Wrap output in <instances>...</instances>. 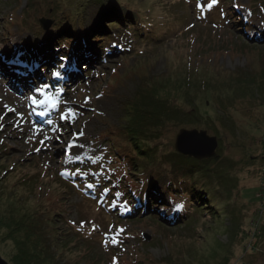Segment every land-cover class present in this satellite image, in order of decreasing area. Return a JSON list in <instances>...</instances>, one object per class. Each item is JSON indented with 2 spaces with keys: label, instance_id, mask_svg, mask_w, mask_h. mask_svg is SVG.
I'll list each match as a JSON object with an SVG mask.
<instances>
[{
  "label": "rangeland",
  "instance_id": "1",
  "mask_svg": "<svg viewBox=\"0 0 264 264\" xmlns=\"http://www.w3.org/2000/svg\"><path fill=\"white\" fill-rule=\"evenodd\" d=\"M107 1L0 0V71L6 52L40 48L62 22L92 38L100 25L112 32L88 69L73 65V79L67 59L35 63L30 90L22 82L13 88L11 77L0 73V217H42L69 264H264V240L255 241L264 223V0H226L223 6H234L227 18L219 0H116L122 13L129 10L132 30L109 27L107 12L116 7L101 9ZM235 15L250 20L249 29ZM42 18L52 20L48 31ZM240 70L249 73L235 76ZM158 81L193 102L200 118L169 128L159 144L161 160L170 153L172 162H197L174 153L180 128L216 135L221 156L198 162V172L184 176L190 188L169 196L177 205L151 203L166 217L180 207L183 220L174 225L151 215L122 219L125 205L144 199L150 171L141 165L138 180L109 162L120 144L108 130L124 123L125 104L137 90ZM40 89L55 107L33 103L45 99ZM78 176H87L86 184ZM163 176L170 177L168 170ZM119 177L134 194L122 185L105 195ZM98 184L96 194L87 193ZM191 186L205 190L209 201L196 205ZM5 232L0 255L9 261L13 235Z\"/></svg>",
  "mask_w": 264,
  "mask_h": 264
},
{
  "label": "trees",
  "instance_id": "2",
  "mask_svg": "<svg viewBox=\"0 0 264 264\" xmlns=\"http://www.w3.org/2000/svg\"><path fill=\"white\" fill-rule=\"evenodd\" d=\"M218 3L220 6L227 4L226 0H219ZM108 4L116 7L107 12L108 17H110L108 20L110 22L108 24L109 27L111 29L132 30L134 22L132 21L131 14L128 12L129 10L126 13H122L118 7L120 4L116 0H109L101 4V9ZM237 4L239 6V3ZM232 7L234 6H223L224 13H228V15L225 14L226 18L233 16L234 12H231ZM234 18H237L238 22H241L242 26H245L247 29L252 24L250 20L246 22L242 17L240 19L235 15ZM61 25L62 27L58 30L57 36L55 38L48 36L45 43L40 45V48L36 49L25 45L26 47L10 49L8 53L6 52L3 56L4 59L6 58V61L4 65L1 64L3 71L1 70L0 73L7 78L11 77L15 82L13 87H18L19 82H22L24 87L30 86L32 78L30 69L35 63L42 66V62H46L47 64L58 62L61 65L64 59L69 60L70 63L69 69L65 70H71L72 72L71 75H66L73 79V65L82 64L86 66L84 67L85 70L88 69L93 61L97 59L98 54H102V51L106 49L107 41L112 34V32H108V26L106 25L98 26L100 27V33H97L93 38L90 31H86L85 29L77 31L71 27L70 23L62 22ZM94 40L97 41L96 45L94 44ZM112 41L118 43L117 39L112 38ZM118 52H120V49L112 53ZM247 73L249 72L240 70L235 73V76H245ZM229 74L234 76L231 72ZM238 78L236 77L234 78L235 80H232L236 81ZM52 81L53 84L59 85L56 82L60 81L59 79ZM243 82L246 83L244 84L245 86H252V83ZM189 101L179 91L175 90L174 86L158 81V83L152 84L145 89L137 90L134 96L129 98L125 104L124 123H120L118 130L115 128L108 130L110 134L117 136V139H119L117 141L120 144V147L114 151L113 160H109V162L120 163L123 176L128 174L131 177L142 180L139 174L141 165L145 166L146 172L150 171L144 183V199L135 196L133 207L126 209L127 205H125L122 219H136L151 215L159 218L166 225H174L183 220L180 208L166 217L164 211H158V208L151 203L155 201L157 202L156 205L161 204L165 209L177 205L178 203L169 197L170 194L174 191L188 190L190 187L184 176L188 175L189 172L195 174L200 169L198 162L202 160L193 158L197 162H192L194 163L192 165H184L181 162H172L169 159L170 153L167 156L168 158L161 160V156L159 157L158 153L159 144L171 126L180 127V122L198 124L200 121V118L195 113V105L193 102L189 103ZM173 150L179 157L185 159L189 157L180 154L175 149ZM220 158L221 156L218 153L212 157V159L217 160ZM73 163H80V160H75ZM166 170H168V177L170 176L167 180L163 176ZM114 172L112 171L111 174L115 175ZM85 177L87 176L75 178L80 180L81 184H86ZM110 181H112V178H107L106 186ZM116 181H118L117 184L108 187L105 195L110 193L111 189H117L122 185L127 188L126 193H129V196L134 194L131 185L127 184L124 178H116ZM96 186L89 188L87 193L93 192L92 194H96L94 188L100 187L101 184ZM191 187V196L195 199L196 205L199 206L205 204L206 200L209 201L205 190L197 189L194 186ZM205 207H210V205ZM117 209L115 208V210ZM7 220L8 218L0 217V231L1 229H5L6 236L13 235V237H8L12 241L14 248L9 258L11 264H69L68 262H64L63 258L58 254L56 242L59 238L58 235H55L54 229L49 230V228L44 226V219L42 217L23 216L15 221ZM262 227L261 232L257 234L259 237L256 238V242H263L264 240V223ZM146 258L147 256L145 255Z\"/></svg>",
  "mask_w": 264,
  "mask_h": 264
},
{
  "label": "water",
  "instance_id": "3",
  "mask_svg": "<svg viewBox=\"0 0 264 264\" xmlns=\"http://www.w3.org/2000/svg\"><path fill=\"white\" fill-rule=\"evenodd\" d=\"M40 25L48 31L52 25L51 19L42 18ZM219 146V139L216 135H211L206 129L180 128L175 136L174 147L180 154L204 160L215 156ZM150 238V236H146ZM0 264H11L0 255Z\"/></svg>",
  "mask_w": 264,
  "mask_h": 264
},
{
  "label": "snow or ice",
  "instance_id": "4",
  "mask_svg": "<svg viewBox=\"0 0 264 264\" xmlns=\"http://www.w3.org/2000/svg\"><path fill=\"white\" fill-rule=\"evenodd\" d=\"M215 2H216V0H213V3H215ZM53 75H59V73L58 72L53 73ZM45 87H47V86H45ZM40 91L43 93V89H40ZM43 94L45 96L44 100L38 101L35 98H33V103H47V104H50L51 107H55L56 104H55L54 100L52 99L51 94H49V93H43ZM37 131H39V129H37ZM113 242H115V241H113Z\"/></svg>",
  "mask_w": 264,
  "mask_h": 264
},
{
  "label": "built area",
  "instance_id": "5",
  "mask_svg": "<svg viewBox=\"0 0 264 264\" xmlns=\"http://www.w3.org/2000/svg\"><path fill=\"white\" fill-rule=\"evenodd\" d=\"M262 172H263V175H264V166H263ZM263 183H264V179H263Z\"/></svg>",
  "mask_w": 264,
  "mask_h": 264
}]
</instances>
